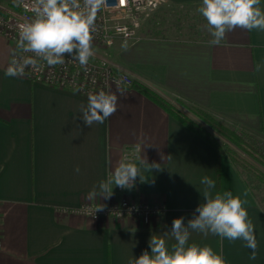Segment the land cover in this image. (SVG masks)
Listing matches in <instances>:
<instances>
[{
	"label": "crops",
	"instance_id": "1",
	"mask_svg": "<svg viewBox=\"0 0 264 264\" xmlns=\"http://www.w3.org/2000/svg\"><path fill=\"white\" fill-rule=\"evenodd\" d=\"M198 2L166 0L158 10ZM170 39L142 37L102 54L133 83L175 106L181 101L233 130L263 134L264 69L256 72L255 66L264 63V31L237 28L219 46ZM10 58L11 48L0 37V264H128L150 252V237L170 231L175 218L187 224L203 203L204 176L215 181L213 195L248 193L257 256L250 260L242 241L211 234L191 232L189 243L211 246L227 264H264V215L227 158L133 87L112 88L117 112L103 124L86 126L80 111L87 97L7 76ZM129 152L144 181L137 177L124 193L114 187L107 199L90 197ZM143 160L160 169L148 171ZM124 199L163 204L166 212L145 223L71 213Z\"/></svg>",
	"mask_w": 264,
	"mask_h": 264
},
{
	"label": "clouds",
	"instance_id": "2",
	"mask_svg": "<svg viewBox=\"0 0 264 264\" xmlns=\"http://www.w3.org/2000/svg\"><path fill=\"white\" fill-rule=\"evenodd\" d=\"M105 0H35V17L31 22L20 26V38L17 47L24 53H31L45 61L49 66L63 64L65 57L78 60L86 66L94 56L92 46L93 29L98 11ZM261 0H201L197 11L207 22V30L212 39L209 44L219 46L228 32L237 28L264 31V9ZM32 57L15 58L11 61L6 75H22L24 68L32 63ZM264 69V63L257 64L255 71ZM118 96L111 91L100 90L89 93L86 106H81V118L86 126L103 124L118 110ZM148 171L159 170V164H148ZM79 173L80 169H75ZM137 177L142 180L140 168L127 158L122 159L109 172L106 179L100 181L99 193L94 187L89 196L105 199L113 194L114 187L132 189ZM205 185L203 203H200L193 217L184 222L183 217L172 221L170 231L153 234L149 240L151 251H144L138 258L130 259L128 264H227L222 254L209 245L189 243L191 232H199L227 239L230 242L242 241L251 250L250 260H255L257 240L255 226L249 218L246 208L248 203L245 191L234 195L232 191L217 192L213 195L215 181L208 176L201 179ZM104 205L95 212L103 211ZM165 236H170L174 243L169 244Z\"/></svg>",
	"mask_w": 264,
	"mask_h": 264
},
{
	"label": "built area",
	"instance_id": "3",
	"mask_svg": "<svg viewBox=\"0 0 264 264\" xmlns=\"http://www.w3.org/2000/svg\"><path fill=\"white\" fill-rule=\"evenodd\" d=\"M6 1L12 9L0 7V37L11 48L10 65L14 58L22 62L23 58L32 57L31 53H24L17 45L20 26L31 22L35 17V0ZM165 2L166 0H105L102 9L97 13L93 29L94 56L89 59L86 66H81L78 60L67 55L63 64L55 66H49L42 59L32 57V63L17 77L32 83L69 90L85 97L100 90L107 92L112 88H131L133 81L130 75L112 66L101 51L117 43L125 47L138 42L141 39L138 35L141 24ZM124 158L131 162L133 155L130 152L125 153ZM115 189L118 193L128 190L119 187ZM99 206L85 204L71 213L91 220L126 219L145 223L166 212L163 204L128 200L105 204L103 211L95 212Z\"/></svg>",
	"mask_w": 264,
	"mask_h": 264
},
{
	"label": "trees",
	"instance_id": "4",
	"mask_svg": "<svg viewBox=\"0 0 264 264\" xmlns=\"http://www.w3.org/2000/svg\"><path fill=\"white\" fill-rule=\"evenodd\" d=\"M200 4L201 2L169 3L162 9L153 11L144 21V37L170 41L173 36V40L178 38L192 43H208L212 37L207 30L206 20L197 11ZM132 87L214 148L218 157L227 158L264 215V141H259V135L244 130H233L212 113L196 106H188L181 101L175 106L151 89L137 83H133ZM214 134L227 143L220 144ZM238 152L247 156L251 162Z\"/></svg>",
	"mask_w": 264,
	"mask_h": 264
},
{
	"label": "rangeland",
	"instance_id": "5",
	"mask_svg": "<svg viewBox=\"0 0 264 264\" xmlns=\"http://www.w3.org/2000/svg\"><path fill=\"white\" fill-rule=\"evenodd\" d=\"M0 2H1V4H3L5 7H7V8H9V9H12V6L8 3V1H4V0H0ZM144 25H145V22H143L142 24H141V26H140V32H139V30H138V35L140 36V38H142V37H144L143 36V34H145L144 33ZM111 52V49H103L101 52ZM108 52V53H109ZM107 60H108V62L112 65V66H114L112 63H111V61H110V59L109 58H107ZM124 73H126L125 71H123ZM259 141L260 142H262V141H264V134H259ZM214 137L218 140V142L220 143V144H222V145H224V144H226L227 142L223 139V138H221V137H219L218 135H216V134H214ZM231 148H233V147H231ZM234 149V148H233ZM239 154H241L240 152H238ZM237 153V154H238ZM242 155V157L243 158H245L247 161H249V162H251L248 158H247V156H245V155H243V154H241ZM135 187V186H134ZM119 193H124V192H119ZM124 200H126V199H124ZM121 201H123V200H121ZM121 201H119V202H121ZM135 222V221H134ZM137 223H139V222H137Z\"/></svg>",
	"mask_w": 264,
	"mask_h": 264
}]
</instances>
